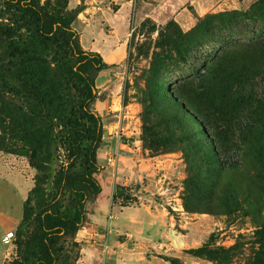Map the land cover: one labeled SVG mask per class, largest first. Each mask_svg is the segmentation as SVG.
Wrapping results in <instances>:
<instances>
[{"label":"rangeland","instance_id":"1","mask_svg":"<svg viewBox=\"0 0 264 264\" xmlns=\"http://www.w3.org/2000/svg\"><path fill=\"white\" fill-rule=\"evenodd\" d=\"M39 3L53 17L75 12L84 51L97 43L91 31L126 44L92 106L103 128L101 192L86 203L84 226L60 241L59 264H264V0ZM1 14L0 29L11 26ZM2 34L0 215L17 217L40 175L23 94L9 92ZM110 95L120 108L101 111ZM51 123L37 136L55 142L41 181L52 195L66 159ZM0 226L9 264L32 225L8 240Z\"/></svg>","mask_w":264,"mask_h":264},{"label":"trees","instance_id":"2","mask_svg":"<svg viewBox=\"0 0 264 264\" xmlns=\"http://www.w3.org/2000/svg\"><path fill=\"white\" fill-rule=\"evenodd\" d=\"M0 2V18L5 13L11 21V26L0 29L7 40L9 92L23 94L29 133L26 145L40 175L23 203L15 229L23 235L32 225L31 232L16 242V257L9 264H59L60 241L84 226L85 205L101 192L96 154L103 128L92 106L97 98L95 79L105 64L98 53L80 47L79 35L71 26L74 11L53 17L39 0ZM51 83L54 100L46 92ZM52 121L59 128L58 142L66 162L51 195L41 181L51 160L48 149L55 142L42 143L37 135L51 131Z\"/></svg>","mask_w":264,"mask_h":264},{"label":"crops","instance_id":"3","mask_svg":"<svg viewBox=\"0 0 264 264\" xmlns=\"http://www.w3.org/2000/svg\"><path fill=\"white\" fill-rule=\"evenodd\" d=\"M199 2L201 3V0H198V3ZM91 38H95V40H97V43L93 45L91 52L98 53L105 64V71L100 72L95 79L96 89L98 90V92H100L104 91L105 89H109V84L111 81L110 75L108 77H105L104 75L109 73V69L116 67L126 58V44L124 41H121L117 36H113L112 34L91 31L90 39ZM110 92L114 93V90H111ZM109 97L110 98H107L99 104V109H101V111L105 109H108L109 111H115L120 108V102L117 97H115V95L113 97L112 95H110ZM21 216L22 211L21 215L17 217H12V214H10L9 216L0 215V223L4 228V235L2 239L8 233H12L15 231L20 222ZM12 254H14L12 248L6 246L4 248H0V260H3L2 264L6 262L7 258L12 257ZM79 261L81 262V259Z\"/></svg>","mask_w":264,"mask_h":264},{"label":"built area","instance_id":"4","mask_svg":"<svg viewBox=\"0 0 264 264\" xmlns=\"http://www.w3.org/2000/svg\"><path fill=\"white\" fill-rule=\"evenodd\" d=\"M13 237V233H8L7 236L5 237L6 240L10 239Z\"/></svg>","mask_w":264,"mask_h":264}]
</instances>
